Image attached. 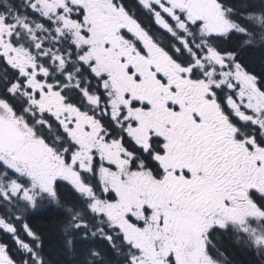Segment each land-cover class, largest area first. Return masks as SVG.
Returning <instances> with one entry per match:
<instances>
[{
    "label": "snow or ice",
    "instance_id": "obj_1",
    "mask_svg": "<svg viewBox=\"0 0 264 264\" xmlns=\"http://www.w3.org/2000/svg\"><path fill=\"white\" fill-rule=\"evenodd\" d=\"M253 61L264 0H0V264H264Z\"/></svg>",
    "mask_w": 264,
    "mask_h": 264
},
{
    "label": "trees",
    "instance_id": "obj_2",
    "mask_svg": "<svg viewBox=\"0 0 264 264\" xmlns=\"http://www.w3.org/2000/svg\"><path fill=\"white\" fill-rule=\"evenodd\" d=\"M253 67L256 68L257 71H264L256 62L253 61ZM47 216L44 214H36L33 216V221L35 222L37 227L46 228L47 227ZM234 258L238 262V264H247V260L249 259L245 253L240 250H233L232 252Z\"/></svg>",
    "mask_w": 264,
    "mask_h": 264
},
{
    "label": "flooded vegetation",
    "instance_id": "obj_3",
    "mask_svg": "<svg viewBox=\"0 0 264 264\" xmlns=\"http://www.w3.org/2000/svg\"><path fill=\"white\" fill-rule=\"evenodd\" d=\"M126 3H132V0H125Z\"/></svg>",
    "mask_w": 264,
    "mask_h": 264
}]
</instances>
